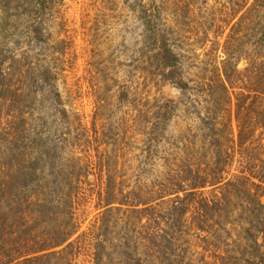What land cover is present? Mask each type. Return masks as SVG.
I'll use <instances>...</instances> for the list:
<instances>
[{
	"label": "rangeland",
	"instance_id": "rangeland-1",
	"mask_svg": "<svg viewBox=\"0 0 264 264\" xmlns=\"http://www.w3.org/2000/svg\"><path fill=\"white\" fill-rule=\"evenodd\" d=\"M139 1L46 0L37 14L39 0H0V62L3 69L12 65L10 88L0 104V185L13 175L16 153L33 163L35 180L44 186L51 163L80 158L88 178L72 208L81 235L72 264H89L91 233L102 212L97 192L104 164L114 169L123 187L153 192L180 167L207 159L208 139L203 140L209 123L229 122L235 130L233 102L221 100L223 109H215L205 85L216 67L220 69L230 28L223 19L234 14L238 0H154L159 26L170 33L191 89L183 95L158 151L148 155L141 133L154 102L162 95L176 99L178 93L161 87L146 68ZM253 42L248 31L244 50ZM245 66L241 60L237 68ZM44 70L51 73L58 104L49 93L50 82L42 80ZM8 191L12 221L13 184ZM26 193L30 196L31 188ZM260 200L264 204V193ZM227 229L231 238L218 233L229 254L226 264H245L249 248L240 239L239 226L233 223ZM205 255L211 261L210 252Z\"/></svg>",
	"mask_w": 264,
	"mask_h": 264
},
{
	"label": "trees",
	"instance_id": "trees-1",
	"mask_svg": "<svg viewBox=\"0 0 264 264\" xmlns=\"http://www.w3.org/2000/svg\"><path fill=\"white\" fill-rule=\"evenodd\" d=\"M38 4L37 14H41L46 0ZM138 10L146 68L161 87L178 93L176 99L162 95L156 100L143 127V143L151 156L191 87L170 33L159 26L156 2L140 0ZM223 20L230 28L220 69L216 67L205 87L215 109H223L221 100L226 105L233 102L235 130L229 122L209 123L203 140L208 139L207 159L180 167L153 192L123 187L114 169L104 164V181L97 192L102 212L91 233L89 264H226L229 254L222 249L218 233L231 238L227 226L233 223L249 248L245 264H264L260 200L264 193V0H238L234 14ZM34 30L41 35L38 27ZM248 31L254 39L249 51L243 47ZM241 60L246 66L239 70ZM3 64L1 60L0 104L10 88L12 66L3 69ZM49 76V70L41 73L47 84ZM48 86L58 104L57 90L51 82ZM122 96L128 98L126 92ZM61 114L67 119L65 110ZM17 155H13V175L0 185V264H72L81 236L72 208L88 178L86 166L74 157L51 163L44 186L35 180L33 163ZM9 184H13L12 221Z\"/></svg>",
	"mask_w": 264,
	"mask_h": 264
}]
</instances>
